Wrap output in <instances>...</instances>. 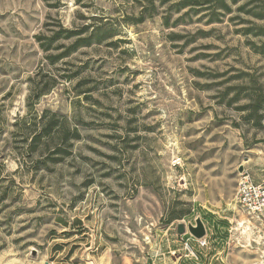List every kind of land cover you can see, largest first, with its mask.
I'll return each mask as SVG.
<instances>
[{"label":"rangeland","instance_id":"rangeland-1","mask_svg":"<svg viewBox=\"0 0 264 264\" xmlns=\"http://www.w3.org/2000/svg\"><path fill=\"white\" fill-rule=\"evenodd\" d=\"M248 1L173 25L179 0H0V264L263 262L264 216L235 203L241 166L264 182V107H243L264 91ZM99 27L105 44L47 59L74 42L45 52L62 28Z\"/></svg>","mask_w":264,"mask_h":264},{"label":"trees","instance_id":"trees-1","mask_svg":"<svg viewBox=\"0 0 264 264\" xmlns=\"http://www.w3.org/2000/svg\"><path fill=\"white\" fill-rule=\"evenodd\" d=\"M46 3L52 2L53 0H44ZM153 0H149V4L152 3ZM240 0H179L177 4L176 12H179L182 8L187 9L188 11L179 18L173 25H176L179 22H184L185 18L190 16L191 14H198L201 12H206V16L208 17V24L213 23H220L221 18L226 16V14H230L232 12V5H235ZM56 5V4H55ZM237 12L244 13L245 15H248L258 21H264V2L258 1V0H250L244 5L240 6L237 9ZM170 15V14H169ZM171 16L165 17V26L169 27V20ZM232 21L239 20V16L232 18ZM246 34L255 33V36H264V25L257 26L256 24L253 25L252 28L246 29ZM201 34H205L204 32H201ZM61 35H64V39H74L73 44L66 49V51L62 54H49L47 56V59L50 61V63H55L59 60L64 59L65 57H68L72 53L76 52L79 49L82 48H89L93 45L97 44H105L109 39H111L112 35L111 32L105 28V27H99L93 32L88 33V29L84 28L80 31H74V30H68L62 28L61 31L58 34H55L54 37H51L48 41V45H43V48L45 49V52H51L53 50L52 43L59 40ZM177 36L175 34H171L170 38L175 39ZM42 41L43 39L40 38ZM58 49V48H57ZM254 90L253 94L249 97L250 104H247L244 107L253 109V113L256 114V112L264 107V91L261 88H256V86H253L251 88ZM246 90V88L243 87H234V88H227L224 91L223 99L230 95L231 92H234V95L232 98L227 102L228 106H231L233 103H236L242 99V92ZM46 92H41L40 96L45 95ZM258 122V120H257ZM259 123V122H258ZM53 122H50L46 126H44L42 130L43 136H49L52 132Z\"/></svg>","mask_w":264,"mask_h":264},{"label":"built area","instance_id":"built-area-1","mask_svg":"<svg viewBox=\"0 0 264 264\" xmlns=\"http://www.w3.org/2000/svg\"><path fill=\"white\" fill-rule=\"evenodd\" d=\"M236 206L251 220L264 216V182L257 184L244 170L238 180L237 193L235 197ZM201 246L207 245V238L198 240ZM187 251H190L189 244H186ZM261 264H264V252L261 254Z\"/></svg>","mask_w":264,"mask_h":264},{"label":"water","instance_id":"water-1","mask_svg":"<svg viewBox=\"0 0 264 264\" xmlns=\"http://www.w3.org/2000/svg\"><path fill=\"white\" fill-rule=\"evenodd\" d=\"M244 171V168L241 166L239 169V172L242 173ZM186 228L184 225H179L178 227V233L180 235L185 234ZM188 232L195 240H201L207 236V229L204 225V223L201 220H198L196 222V226L190 225L188 227Z\"/></svg>","mask_w":264,"mask_h":264},{"label":"crops","instance_id":"crops-1","mask_svg":"<svg viewBox=\"0 0 264 264\" xmlns=\"http://www.w3.org/2000/svg\"><path fill=\"white\" fill-rule=\"evenodd\" d=\"M208 231H210V229H209V230L207 229V234H208ZM211 234H212V233H211Z\"/></svg>","mask_w":264,"mask_h":264}]
</instances>
